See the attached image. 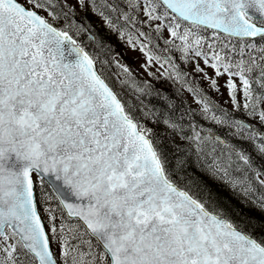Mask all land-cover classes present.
<instances>
[{
  "label": "snow or ice",
  "instance_id": "6c2138e0",
  "mask_svg": "<svg viewBox=\"0 0 264 264\" xmlns=\"http://www.w3.org/2000/svg\"><path fill=\"white\" fill-rule=\"evenodd\" d=\"M0 264H264V0H0Z\"/></svg>",
  "mask_w": 264,
  "mask_h": 264
},
{
  "label": "trees",
  "instance_id": "16d2710c",
  "mask_svg": "<svg viewBox=\"0 0 264 264\" xmlns=\"http://www.w3.org/2000/svg\"><path fill=\"white\" fill-rule=\"evenodd\" d=\"M94 27L100 31L101 35H105V31L101 28V21L97 20L95 17L92 18ZM81 41L85 44H87L86 37H81ZM108 43L115 46L116 51L123 52L124 48L121 44H119L116 40L115 36H111L108 39ZM90 50V49H89ZM126 60V59H125ZM127 61V60H126ZM128 62V61H127ZM129 63V62H128ZM141 79H145L142 74H140ZM152 83L155 85L157 89H162L165 92H167L169 95H171L173 91V86L169 84H156L155 81H152ZM184 97L186 96V92L183 94ZM130 98V97H129ZM188 99V98H187ZM189 101V100H188ZM177 103H181V99L177 98ZM151 103L153 105H156L157 107H162V102L158 98H152ZM189 104H191L192 107H196L195 104L192 105V102L189 101ZM195 105V106H194ZM169 142L165 141V144L167 145ZM204 179L212 185V187L217 191L218 200L221 204V206H224L229 209L231 215L237 219H243L245 221L248 220L249 217H255L251 222L253 224L259 223L261 214L256 211H251L249 208L245 207L238 198L234 197L231 192H229L226 188L221 187L219 185L213 184L212 181L207 180V177H204Z\"/></svg>",
  "mask_w": 264,
  "mask_h": 264
},
{
  "label": "rangeland",
  "instance_id": "374dc122",
  "mask_svg": "<svg viewBox=\"0 0 264 264\" xmlns=\"http://www.w3.org/2000/svg\"><path fill=\"white\" fill-rule=\"evenodd\" d=\"M124 51V50H123ZM133 56H139V53H129L128 54V56H126L125 57V59L132 65V67L134 68V69H138V64L137 63H134L133 61H132V57ZM140 74H143V76L146 78V79H148V77L146 76V75H144V73L143 72H141ZM186 96H187V98H188V100L191 102V97L190 96H188V94L186 93ZM193 105V104H192ZM195 106V105H194Z\"/></svg>",
  "mask_w": 264,
  "mask_h": 264
},
{
  "label": "bare ground",
  "instance_id": "6f19581e",
  "mask_svg": "<svg viewBox=\"0 0 264 264\" xmlns=\"http://www.w3.org/2000/svg\"><path fill=\"white\" fill-rule=\"evenodd\" d=\"M163 106V105H162Z\"/></svg>",
  "mask_w": 264,
  "mask_h": 264
}]
</instances>
